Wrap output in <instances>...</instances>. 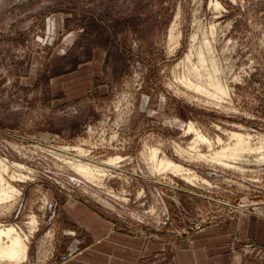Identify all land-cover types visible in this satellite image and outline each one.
Returning a JSON list of instances; mask_svg holds the SVG:
<instances>
[{
	"label": "rangeland",
	"instance_id": "374dc122",
	"mask_svg": "<svg viewBox=\"0 0 264 264\" xmlns=\"http://www.w3.org/2000/svg\"><path fill=\"white\" fill-rule=\"evenodd\" d=\"M210 76L226 90L220 105L184 84ZM231 132L264 149V0H0V157L27 176H7L22 193L0 223L39 222L23 264H65L90 247L81 205L159 247L138 264H176L175 245L219 225L227 264H264V163L197 155L230 153ZM198 133L212 146L192 151ZM149 147L199 178L154 170ZM117 156L100 185L70 166Z\"/></svg>",
	"mask_w": 264,
	"mask_h": 264
},
{
	"label": "bare ground",
	"instance_id": "6f19581e",
	"mask_svg": "<svg viewBox=\"0 0 264 264\" xmlns=\"http://www.w3.org/2000/svg\"><path fill=\"white\" fill-rule=\"evenodd\" d=\"M219 6V4H216V8ZM196 75H200L199 72H196ZM185 85L188 87H191L192 89H197L205 92L206 94H212V96L217 99V104H221V102H224L227 93L226 90L223 88L221 83L215 79L214 76H210L207 78L205 86H201L203 84L200 80L194 82L191 79H185ZM204 85V84H203ZM211 89L213 91H211ZM188 131H193L194 126L193 124H188ZM187 132V131H186ZM198 138L195 139L194 142L191 143L190 149L197 150V143L198 141H206L209 146H212V143L208 141V139L204 138L199 133L197 134ZM231 138L237 140V144L233 149H231L230 153V147L225 146L220 151L212 152V153H198L199 159H203L206 162L212 163V164H219L224 167H234L230 165L227 161L230 158L233 160L239 159V157L244 156V153H247V157L245 160L252 159L250 155L248 154H255L253 156V159L257 161L264 163V149L263 146H254L252 141L251 135H244L237 132H231L230 133ZM219 142H222L221 139H219ZM54 149V148H52ZM51 149V150H52ZM56 149V148H55ZM60 149V148H59ZM189 149V148H188ZM68 150V147H65L63 151ZM79 154L78 156L83 157L81 153L87 152L84 151L83 148H78ZM180 153H186L187 151L182 148H178ZM54 151V150H53ZM70 151V149H69ZM62 152V151H61ZM56 155L63 156V154H60L58 152H54ZM159 150L157 148H150L149 147V155L150 159L153 163V169L158 170L161 172L172 170L171 172H175L176 174H181L184 176L189 182H193L195 179H198V175H196L192 169L186 168L183 165L174 162L173 160H170L167 156L159 157L158 156ZM190 153V152H189ZM188 153V154H189ZM88 154V153H87ZM192 156L193 154L190 153ZM77 156V155H76ZM194 156V155H193ZM87 157V155H86ZM74 158V157H73ZM62 159V158H61ZM64 159V158H63ZM122 157H110L107 162L103 163H90L89 161H86V159H74L71 160L70 166L75 170V172L80 176L81 179L87 180L93 183H97L96 185L101 184V173L104 174L105 169L102 167L103 164H106V166H112L116 165ZM149 159V158H148ZM149 159V160H150ZM65 160V159H64ZM67 161V160H65ZM70 161V160H69ZM94 161V160H92ZM253 161V160H252ZM256 161V162H257ZM258 164V163H257ZM69 166V165H68ZM118 167V166H117ZM152 167V166H151ZM13 168L15 169L14 171ZM25 166L17 163V162H10V160L0 157V210L3 209L4 204H9L16 200L17 197L21 196V191L18 190L8 179L7 176H10L12 180L20 179L24 180L27 178V176L23 175L22 173H18L17 171L24 169ZM115 168V167H114ZM237 168V167H235ZM241 169V167L239 168ZM13 173H12V172ZM153 171V170H152ZM154 172V171H153ZM104 176V175H102ZM29 177V176H28ZM102 178V177H101ZM204 180V178H203ZM206 181V180H205ZM196 182V181H195ZM211 185V184H210ZM18 200V199H17ZM16 200V201H17ZM240 211H248L244 210L243 208H240ZM31 220L28 223L29 224V230L28 232L23 230L20 226H16L14 224H2L0 223V260L1 263L5 264H23L26 261H28L29 258V243L31 240L32 235L38 231L39 228V222L36 219L34 215L30 216ZM51 235V234H50ZM76 249V248H75ZM3 261V262H2Z\"/></svg>",
	"mask_w": 264,
	"mask_h": 264
},
{
	"label": "crops",
	"instance_id": "0c3cea01",
	"mask_svg": "<svg viewBox=\"0 0 264 264\" xmlns=\"http://www.w3.org/2000/svg\"><path fill=\"white\" fill-rule=\"evenodd\" d=\"M238 212L241 215L246 214V211ZM77 213L79 216L75 221L90 235V247L65 264H138L141 253L159 249L155 246L150 247V244L145 243L144 240L117 232L108 220L85 205H81ZM241 222L243 226V221ZM223 226L209 227L196 240L189 242L184 239L181 244L175 245L176 264H227L228 257L222 255L226 251L220 247L226 241L219 232L220 227ZM249 226L252 229L262 228L258 220L250 219ZM207 245L214 247L208 249Z\"/></svg>",
	"mask_w": 264,
	"mask_h": 264
}]
</instances>
